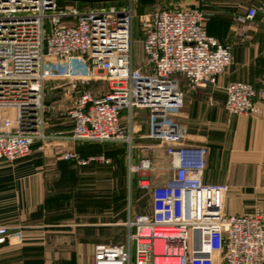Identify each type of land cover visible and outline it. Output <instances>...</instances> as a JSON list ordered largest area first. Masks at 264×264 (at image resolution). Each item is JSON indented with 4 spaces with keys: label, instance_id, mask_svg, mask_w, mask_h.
<instances>
[{
    "label": "built area",
    "instance_id": "1",
    "mask_svg": "<svg viewBox=\"0 0 264 264\" xmlns=\"http://www.w3.org/2000/svg\"><path fill=\"white\" fill-rule=\"evenodd\" d=\"M79 8L58 0H0V160L15 162L31 154L35 142L67 137L73 141L126 140L132 111L147 110L146 137L169 158L172 173L152 186L148 157L131 165L139 186L150 190L151 210L128 213L125 240L98 242L93 264H264V206L240 214L224 211L225 183L205 182L208 148L186 143L178 121L184 92L213 83L231 64L230 46L210 35L209 14L196 7H162L139 14L143 65L133 62L135 0H116ZM260 9L264 11V0ZM257 8L238 17L253 19ZM63 66V77H84L98 68L108 89L81 92L65 111L71 134L46 133L43 84L58 74L45 59ZM83 66L86 69L83 70ZM224 109L248 115L254 99L264 100V84L235 80L224 86ZM7 109V113H1ZM127 111V122L121 121ZM77 165L108 163L104 156L60 154ZM0 224V243L9 234Z\"/></svg>",
    "mask_w": 264,
    "mask_h": 264
},
{
    "label": "crops",
    "instance_id": "2",
    "mask_svg": "<svg viewBox=\"0 0 264 264\" xmlns=\"http://www.w3.org/2000/svg\"><path fill=\"white\" fill-rule=\"evenodd\" d=\"M110 2L113 4L116 0ZM205 3V8L199 9L210 13L206 30L230 46L232 61L213 83L195 88L188 86L182 74H176L184 92V105L178 121L185 128L186 143L203 144L208 148L204 181L225 183L224 211L240 214L264 206V100L254 99L246 116L229 115L224 109V86L235 80L248 82L254 87L264 84V11L260 9L261 0H206ZM249 7L257 8V15L240 22L238 17ZM134 111L145 112L147 134L145 109L132 111L130 130ZM58 118L51 121L57 122ZM121 121L127 122V111L122 112ZM54 124L47 120L45 132L71 134L70 123L65 127H54ZM134 126V131L140 129V125ZM98 147L92 141L55 138L35 142L31 154L24 159L15 162L0 160V224L10 227L0 246L21 245L28 249L29 254L25 251L22 255V264H93L92 241L74 240L67 246L62 241L51 240L50 233L59 231L57 225L36 218L42 215L37 209L44 201L45 189H48L44 185V167H56L58 177L69 181L74 177L75 167L100 163L91 161L78 166L72 160L62 159L60 154L73 150L82 158L105 156L103 152H95ZM34 151L37 153L31 157ZM152 166L154 169L156 165ZM170 176L168 174L163 183ZM98 177L91 171L84 178L93 181ZM149 181L152 186L163 184L153 182L151 178Z\"/></svg>",
    "mask_w": 264,
    "mask_h": 264
},
{
    "label": "rangeland",
    "instance_id": "3",
    "mask_svg": "<svg viewBox=\"0 0 264 264\" xmlns=\"http://www.w3.org/2000/svg\"><path fill=\"white\" fill-rule=\"evenodd\" d=\"M205 1L135 0L132 28L134 64L143 65L145 62L141 44L140 13L162 7L204 9ZM82 2L88 7L92 6L90 2ZM65 3L71 2L68 0ZM45 63L54 64L51 66L52 71L58 74L45 80L43 84L46 120L49 124L55 123L54 127L68 126L69 120L65 116V111L73 105V101L81 92L90 91L93 94H100L108 89L107 79L98 68L90 67L89 75L84 77H63L61 74L64 68L57 59L48 57ZM4 112L7 113V109L1 110L2 114ZM57 116L60 117L56 120L57 122H52L51 120L56 119ZM145 119L144 111L133 112V126L126 140L92 141L99 145L95 152H103L109 156L108 166L75 167L74 177L69 181L58 177L56 167L52 169L44 167L46 175L44 185L48 189H45L44 201L37 209L42 215L37 216L36 220L57 225L56 228L59 231L50 233L51 240L62 241L67 246L74 240L92 241L93 245L98 242H123L125 240L123 222L128 213L150 212L152 206L150 191L139 186L140 175L130 170L131 165L138 164L142 157H148L156 165L154 169L152 166V169L148 171L149 179L160 184L164 182L168 174L172 173V169L168 157L163 154L162 147L156 141L143 137L146 134ZM135 124L140 125L137 131H134ZM36 153L34 151L31 157ZM91 171L100 177L93 181L84 178ZM25 251L29 254V250L21 245L0 246V264H22V255Z\"/></svg>",
    "mask_w": 264,
    "mask_h": 264
},
{
    "label": "trees",
    "instance_id": "4",
    "mask_svg": "<svg viewBox=\"0 0 264 264\" xmlns=\"http://www.w3.org/2000/svg\"><path fill=\"white\" fill-rule=\"evenodd\" d=\"M66 1H68V0H58V3L61 5V3H65ZM73 5H75V6H77V7H79V8H83L84 6H86V3H84V2H82V1H70ZM70 3V4H71ZM78 4V5H77ZM89 4H92V6H95V5H98L97 3H89ZM102 5H109V4H111V2H103V3H101ZM206 13H208V12H206ZM209 14V17H210V13H208ZM205 28H206V23H205ZM70 123V122H69ZM70 125H71V123H70ZM105 156V158H107V155L106 154H104ZM88 163H86V164H84V165H87ZM110 164V161L108 162V163H100V165H109ZM84 165H78V166H84ZM142 189H144V188H142ZM150 191V190H149Z\"/></svg>",
    "mask_w": 264,
    "mask_h": 264
},
{
    "label": "water",
    "instance_id": "5",
    "mask_svg": "<svg viewBox=\"0 0 264 264\" xmlns=\"http://www.w3.org/2000/svg\"><path fill=\"white\" fill-rule=\"evenodd\" d=\"M70 1H87V0H70ZM101 1H103V2H110V1H114V0H101ZM82 69L85 70L86 69V66H83Z\"/></svg>",
    "mask_w": 264,
    "mask_h": 264
}]
</instances>
